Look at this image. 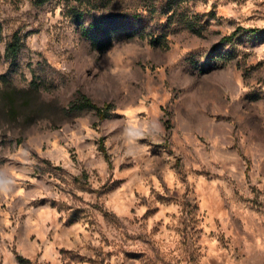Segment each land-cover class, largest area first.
I'll list each match as a JSON object with an SVG mask.
<instances>
[{
    "label": "rangeland",
    "instance_id": "obj_1",
    "mask_svg": "<svg viewBox=\"0 0 264 264\" xmlns=\"http://www.w3.org/2000/svg\"><path fill=\"white\" fill-rule=\"evenodd\" d=\"M0 169V264H264V0H0Z\"/></svg>",
    "mask_w": 264,
    "mask_h": 264
},
{
    "label": "trees",
    "instance_id": "obj_2",
    "mask_svg": "<svg viewBox=\"0 0 264 264\" xmlns=\"http://www.w3.org/2000/svg\"><path fill=\"white\" fill-rule=\"evenodd\" d=\"M138 18H142L143 16H137ZM97 30L98 33H103L106 34V36H109L111 34L110 31L104 30L103 26L100 23L97 24H91L88 30V36L92 37L93 40H97V36H92V31ZM251 32H257V30H251ZM237 34H233L230 37H225L223 41H231L233 40V37L236 36ZM110 39L108 41H100V42H94V45L99 49L100 51L106 50L110 46ZM22 49V40L19 35V33H16L13 37V40L10 44H8L6 48V56L8 59H11L13 62L17 59L20 51ZM3 79V78H2ZM11 95V94H10ZM11 97H8L9 99V106L11 109H17V98H13L10 100ZM85 111H94L98 118L102 121L110 117L111 111H112V106L111 105H105V106H99L95 104L88 96H86L83 93H78L76 95V98L67 109L64 110L65 113L69 115H74L78 116L81 113ZM21 262H24V258L19 257Z\"/></svg>",
    "mask_w": 264,
    "mask_h": 264
},
{
    "label": "clouds",
    "instance_id": "obj_3",
    "mask_svg": "<svg viewBox=\"0 0 264 264\" xmlns=\"http://www.w3.org/2000/svg\"><path fill=\"white\" fill-rule=\"evenodd\" d=\"M150 126L158 133L157 136L146 135L148 125L146 124L143 128H141L138 120L128 127L125 133L127 137V144L129 146L126 152L127 157H130L132 160H136L141 158L148 151V145L138 143L141 140L150 139L153 143L159 142L161 132V125L159 121L152 120ZM15 186V177L10 173L6 174L3 169H0V196L8 195L14 190Z\"/></svg>",
    "mask_w": 264,
    "mask_h": 264
}]
</instances>
